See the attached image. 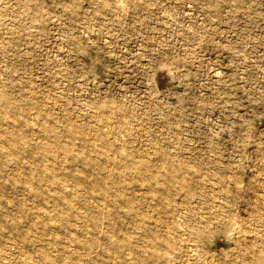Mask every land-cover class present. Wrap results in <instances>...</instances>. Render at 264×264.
Here are the masks:
<instances>
[{
  "label": "rangeland",
  "instance_id": "1",
  "mask_svg": "<svg viewBox=\"0 0 264 264\" xmlns=\"http://www.w3.org/2000/svg\"><path fill=\"white\" fill-rule=\"evenodd\" d=\"M0 264H264V0H0Z\"/></svg>",
  "mask_w": 264,
  "mask_h": 264
},
{
  "label": "bare ground",
  "instance_id": "2",
  "mask_svg": "<svg viewBox=\"0 0 264 264\" xmlns=\"http://www.w3.org/2000/svg\"><path fill=\"white\" fill-rule=\"evenodd\" d=\"M68 189V188H67Z\"/></svg>",
  "mask_w": 264,
  "mask_h": 264
}]
</instances>
